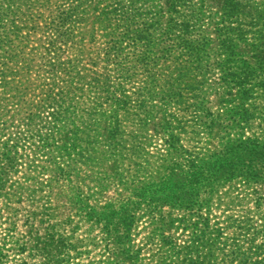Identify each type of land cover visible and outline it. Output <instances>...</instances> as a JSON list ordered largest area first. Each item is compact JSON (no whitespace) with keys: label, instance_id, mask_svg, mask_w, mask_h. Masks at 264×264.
Listing matches in <instances>:
<instances>
[{"label":"trees","instance_id":"obj_1","mask_svg":"<svg viewBox=\"0 0 264 264\" xmlns=\"http://www.w3.org/2000/svg\"><path fill=\"white\" fill-rule=\"evenodd\" d=\"M18 1L0 0V264H32L28 255L36 254L43 255L42 263L59 264L68 240L57 233L60 224L56 221L44 227L47 219L56 220L54 214L60 207L49 202L52 181L41 182L39 178L53 173V181L66 180L70 184L68 169L54 164L36 165L33 160L24 171L19 167L29 144L34 146L33 156L55 155L61 160L71 157L70 161L86 169L95 168L98 160L115 157L110 148L97 151L91 145L96 137V119L92 107H84L91 102L85 101L86 96L94 100L96 94L92 92L108 91L109 80L80 75L78 59L68 55L91 44L96 31L115 51L123 44L115 29L132 22L135 15L126 17L120 7L114 13L113 0L99 13L89 0ZM90 10L93 18L87 14ZM182 21L176 17L179 27L187 24ZM40 34L45 35L38 37ZM31 37L35 38L32 43ZM115 56L99 55L98 60L108 64ZM33 71L43 76L42 84L33 86ZM245 86L248 82L240 83L241 96L248 98ZM34 90L41 95L36 104L27 100ZM9 107L14 109L9 111ZM210 116L201 110L198 115L203 123ZM36 119L42 120L41 126L32 129ZM68 128L73 129L69 136L66 134L68 141L57 148L62 143L58 137ZM206 130L210 135L215 128L206 125ZM238 132L240 137L231 133V139L221 138L213 148L206 143L191 153L190 159L184 158L185 149L175 143L165 152L159 151L155 174L143 175L140 188L132 191L135 198L116 210L114 201L99 208L92 206L90 209L100 213L96 220L115 235L116 216L140 203L142 217L148 216L153 226L140 243V264H264V133L253 132L245 137L242 129ZM62 192L55 195L65 196L73 207L80 203L76 190L71 195ZM220 205L225 210L233 206L247 210L236 216L230 213L220 222L219 218H211L213 207ZM19 217L26 231L18 236ZM132 225L125 235L130 248ZM178 230L187 233L181 241L175 236ZM31 237L34 240L29 248Z\"/></svg>","mask_w":264,"mask_h":264},{"label":"rangeland","instance_id":"obj_2","mask_svg":"<svg viewBox=\"0 0 264 264\" xmlns=\"http://www.w3.org/2000/svg\"><path fill=\"white\" fill-rule=\"evenodd\" d=\"M89 1L97 9L95 13H99L110 0ZM112 3L114 13L120 7L126 17L135 15L132 22L127 21L114 31L123 44L113 51L96 31L91 44L70 51L68 56L78 59V70L85 78L109 80L108 91L92 92L96 99L86 96L85 101L91 102L84 107H92L96 119L93 133L96 137L91 145L97 151L110 148L115 157L98 160L95 168L86 169L70 161L71 157L61 160L55 155L33 156L34 146L29 144L19 167L24 171L33 160L36 165L54 164L68 169L70 184L66 180L53 181L50 177L53 173L39 178L41 182L52 181L49 202L60 207L54 214L56 220L47 219L44 227L56 221L60 224L57 233L68 240L59 264H140V243L153 227L148 216L142 217L140 203L116 216L115 221L112 219L117 229L115 235L106 232L107 228L96 220L99 211L90 208L114 201L115 210L121 209L120 204L135 198L132 191L140 188L143 175L155 174L157 153L165 152L174 143L182 146L184 158L190 159L191 153L206 143L213 148L221 138L241 134L238 129L243 130L245 137L253 132L264 133V90H260L264 89V0H113ZM87 14L93 18L92 10ZM176 17L187 23L185 27L178 26ZM89 26L90 23L86 25ZM30 40L32 43L35 38ZM108 53L117 56L108 64L98 60L99 55L102 58ZM39 74L31 73L33 86L42 81ZM241 82H248L245 86L248 98L241 96ZM38 90L28 95L27 100L36 104L41 97ZM200 110L211 115L204 120L206 123L198 117ZM41 121L36 119L30 127L38 128ZM206 125L215 128L212 134L207 133ZM71 131L68 128L62 132L58 137L62 143L57 148L68 141ZM235 188L240 191V185ZM74 190L80 198L74 207L65 196L55 195L58 191L71 195ZM245 210L247 207L225 210L223 205L215 206L211 218H219L221 222L226 215H241ZM18 219L19 236L26 228L21 226L22 218ZM129 225L134 226L128 242L133 245L131 248L125 242ZM184 235L187 233L181 230L175 233L178 241ZM29 240L30 248L34 239ZM152 250L156 251V247ZM28 256L32 264H46L42 263V254Z\"/></svg>","mask_w":264,"mask_h":264}]
</instances>
